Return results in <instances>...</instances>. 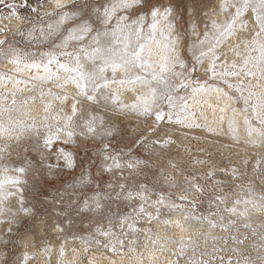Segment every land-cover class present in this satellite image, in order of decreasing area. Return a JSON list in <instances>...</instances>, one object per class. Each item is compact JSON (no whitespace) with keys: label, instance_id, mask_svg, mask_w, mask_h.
<instances>
[{"label":"snow or ice","instance_id":"obj_1","mask_svg":"<svg viewBox=\"0 0 264 264\" xmlns=\"http://www.w3.org/2000/svg\"><path fill=\"white\" fill-rule=\"evenodd\" d=\"M0 65V264H34L40 224L46 264H264V0H0ZM212 96L258 151L181 162Z\"/></svg>","mask_w":264,"mask_h":264},{"label":"rangeland","instance_id":"obj_2","mask_svg":"<svg viewBox=\"0 0 264 264\" xmlns=\"http://www.w3.org/2000/svg\"><path fill=\"white\" fill-rule=\"evenodd\" d=\"M17 39H19V37H17ZM0 71H5L2 65H0ZM21 87H23V85H21ZM35 94L38 96V92ZM26 95H29V93H26ZM213 97L211 98L207 97V98L211 100L212 104L217 106V100H215L216 98H213ZM205 106L207 105L206 104L203 105L205 118L199 117V110L195 109V111H197V117H198L197 122L201 124V128L199 129L197 128H193V129L178 128V130L177 129L172 130L173 139L176 140V145L173 146V154L175 155L177 152L179 153L178 160L183 162L184 160H187L189 158V155L193 157L199 156L203 159H210L214 164L218 166L228 167L230 166L229 165L230 160L235 161L238 158V156H243L245 155V153H254L258 151L257 149L252 148L251 146H249L248 144L244 142V138H243L244 134L243 132H241V130L243 131L242 127L240 129V132H241L240 135L242 137L240 142L236 143L235 141H233L231 133H229L227 130V117L223 122L221 121L212 122L213 121L212 117L210 116L206 117V115L208 114V110L206 111L207 107ZM35 108L40 110L39 105L35 106ZM38 110L34 111L35 114L33 115L38 114L39 112ZM218 113L220 116L221 113L219 111ZM227 115L229 116L231 114L228 113ZM207 118L208 119L210 118L212 121L210 119L208 120ZM208 128L213 129V132H209L207 130ZM93 174L95 175V169H93ZM71 179L72 177L70 176L63 177V180L65 182L70 181ZM107 179H108L107 176L102 177L101 183L103 184ZM42 186L48 192H55V188L50 187V182L43 183ZM56 186L59 187L60 186L59 183H57ZM39 214L41 215L43 219L47 220L49 225H54L56 223V219H62V217L53 218V217L45 216L43 208H39ZM249 221L251 222L253 227H256L258 229V231L264 230V212L257 211L255 208L250 209ZM42 227L43 225L40 224L37 228L38 235L35 239L36 247L29 248V251L34 252L37 255V259L34 262V264H46V257L42 254V252L39 251V249L43 247L42 242H50L54 245L63 243L62 239H58L63 236L62 233L54 232L51 230V228H49L47 235H45L43 232L40 231V228ZM157 231L159 232L160 235H164L162 226H158ZM24 239H26L29 242V244L32 243V237L30 235L27 237H24ZM140 239L143 240V237H141ZM74 246L79 247L80 246L79 241L73 242L71 238H69V242L66 245V249L68 250V257H72L73 253L71 252V249ZM140 250L141 249H137L138 252ZM5 251L13 255H18L20 249L18 248L13 249V246L9 245L8 248L5 249ZM57 254L58 252L53 253L52 264L53 263L56 264ZM93 255L98 261L101 262V264H108L109 257H111V259L115 261V264H134L133 259H130L127 254L121 257L119 255L114 256L112 253H107V255H102L101 252H95V253L89 252L88 258H92ZM82 257H83L82 252L78 253L75 256L76 264H87V260H83ZM161 264H163V257H161Z\"/></svg>","mask_w":264,"mask_h":264},{"label":"bare ground","instance_id":"obj_3","mask_svg":"<svg viewBox=\"0 0 264 264\" xmlns=\"http://www.w3.org/2000/svg\"><path fill=\"white\" fill-rule=\"evenodd\" d=\"M212 97H213V96H212ZM213 98H215V97H213ZM206 100L208 101V103H205V104L207 105V106H205V107L209 108V109L206 108V111L208 110V114L206 115V117H207V116L212 117V120H213V121L209 118L212 122H219V121H220V119H219L220 116H219V113H218V111H219L218 109H219V108H218L217 106H215L214 104H212L211 100L208 99L207 97H206ZM215 100H216V99H215ZM215 103H216V102H215ZM220 103H221V102H220ZM209 104L211 105V107H209ZM221 105H222V103H221ZM37 106H38V105H37ZM38 109H39V107H38ZM38 109H36V108L34 107V109H33V114H35L34 111H37ZM213 109H215V111H213ZM38 111H39V110H38ZM206 113H207V112H206ZM206 113H205V114H206ZM220 115H221V114H220ZM229 116H230V115H229ZM203 117H204V116H203ZM204 118H205V117H204ZM207 119H208V118H207ZM207 119H206V120H207ZM209 119H208V120H209ZM206 120H205V122H206ZM208 122H210V121H208ZM212 122H211V123H212ZM214 124H215V123H214ZM216 124H218V123H216ZM213 126H215V125H213ZM219 126H220V125H219ZM217 128H218V127H217ZM219 130H220V129H219ZM214 131H215V130H214ZM241 132H243V134H244V129H243V131L241 130ZM241 132H240V133H241ZM231 136H232V135H231ZM243 137H244V136H243ZM241 138H242V137H241ZM233 141H234V140H233ZM249 146H250V145H249ZM89 259H91V258H89ZM53 264H54V263H53Z\"/></svg>","mask_w":264,"mask_h":264}]
</instances>
